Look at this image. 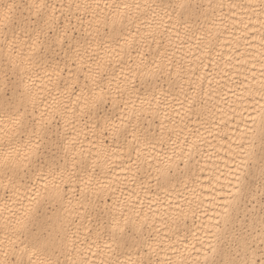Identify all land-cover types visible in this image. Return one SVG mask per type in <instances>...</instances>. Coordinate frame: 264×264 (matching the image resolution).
I'll return each mask as SVG.
<instances>
[{
  "label": "bare ground",
  "instance_id": "1",
  "mask_svg": "<svg viewBox=\"0 0 264 264\" xmlns=\"http://www.w3.org/2000/svg\"><path fill=\"white\" fill-rule=\"evenodd\" d=\"M37 2L49 5L43 10L44 14L54 11L60 24L71 17V26L63 46L58 42L62 31L41 34L40 43L31 53L33 63L22 76L16 77L19 90L27 84L34 96V107L32 103H25L26 120L38 121L43 116L64 143L73 140L75 143L69 149L66 166L61 162L65 167L63 182L52 176L37 179L30 173L31 178L23 181L25 186L14 195L9 181L17 180L18 174L0 168V240L6 238L5 226L14 225L28 208L29 200L40 191L42 203L32 236H56L58 233L62 239L74 240L75 245H70L68 253L58 256L61 264H71V260L79 259L76 252H83L99 264L100 259L106 258L100 251H106L105 244L112 243L107 234L116 221L135 220L136 214L142 213L154 216L156 227L162 232L167 231L159 224L160 216L166 211L186 209L185 197L192 199L191 189L195 188V194L203 203L197 215H189L186 223L188 229L205 243L192 249L191 235L182 242L179 238L166 240L158 259L202 260L208 251L207 244L215 243L212 233L217 220L223 225L225 201L236 191L239 138L247 131L258 141L261 133L260 110L264 99L245 90L249 85L258 90L264 80L261 75L264 71L261 32L256 31L260 28L257 21L264 19L260 0H247L250 6L231 12L227 7L229 0H222V8L216 7L221 0ZM210 2L214 11L209 8ZM179 3L185 7H176ZM77 4L81 5L79 9ZM24 16L28 17L29 12L25 11ZM228 16L231 18L223 19ZM31 19L37 18L32 15ZM113 19L117 20L115 27ZM34 27L39 31L38 25ZM74 27L79 35L83 28V36L76 37ZM6 31L9 41L13 31L17 35L12 59L15 60L18 54L27 57L37 33L25 35L21 44L18 25L13 24ZM6 55L8 43L0 36V64ZM146 74H155L156 78L150 79ZM165 95L167 104L161 103L156 108V101ZM185 96L196 100V107L202 113L199 118L187 113V108L177 102ZM99 97L103 102L93 109L91 103ZM149 101L151 109L148 108ZM105 114L118 125L124 120L127 144L122 137L113 141L110 133L100 137L90 131L93 123ZM57 119H62L61 131L57 128ZM137 123L155 135L152 146L145 147L133 141L131 132ZM31 131V128L13 127L10 121L0 119V160L9 153L14 156L17 151L23 155L30 143L34 145L36 137L30 134ZM194 141L202 153L196 155L193 152V157L189 158L188 152ZM137 147L141 153V171L133 180ZM168 164L172 165V176L166 195L154 177L158 174L157 168L165 169ZM69 172L73 173L71 180L68 179ZM191 175L197 179L194 183L189 181V188L185 189L180 181ZM45 183L49 186L48 193L43 190ZM57 184L60 198L43 200ZM252 208L254 212L248 209L249 224L253 227L251 221L255 218L254 227H257L260 215L256 205ZM244 210L241 208L240 212ZM97 232L104 235L97 239ZM241 235L247 236L250 245L254 244L253 235ZM21 239L26 244L32 242L27 235ZM93 240L97 241L100 251L92 244ZM239 242L242 243V239ZM73 247L76 252L71 251ZM224 247L217 260L245 258L243 249L235 256L234 250L231 253ZM258 247H255L256 260ZM252 252L250 247L247 258H251ZM117 255L123 264L129 256L136 259L138 254L134 250L127 254L118 250ZM257 262L264 264V261Z\"/></svg>",
  "mask_w": 264,
  "mask_h": 264
},
{
  "label": "snow or ice",
  "instance_id": "2",
  "mask_svg": "<svg viewBox=\"0 0 264 264\" xmlns=\"http://www.w3.org/2000/svg\"><path fill=\"white\" fill-rule=\"evenodd\" d=\"M77 9L81 5H75ZM171 6V5H169ZM223 2L221 0L220 4L216 7L222 8ZM250 6L247 0H229L227 7L230 12L233 9L240 8L244 9ZM49 7L37 0H0V36L3 37L5 42L8 43V55L3 58L2 64H0V119H5L13 124V127H28L31 128V135L36 137V143L29 144V146L24 150L23 155L19 151L13 156L9 153L3 160H0V168L11 169L13 172L18 174V179L13 181L10 179L9 183L14 189V195L20 187L25 185L23 181L35 177L37 179H45L48 176L54 178L58 177L61 182L64 181L65 167H62V163L66 166L67 156L69 149L74 145L75 141H68L64 143L61 139L60 134L55 131L50 122H46L42 116L38 121L26 120L28 115L27 109L25 108V103H32L34 107V96L27 84L24 85L23 90H19L18 82L16 77L22 76V73L27 71V68L33 63L32 51L36 48L37 44L40 43V35H46L53 31H62V37L58 40L61 46L64 45L65 39L68 37L69 29L71 26V17L67 18V22L60 24L55 12L52 11L50 14L45 15L44 9ZM52 8L55 6L52 5ZM72 7V5H69ZM138 7V6H137ZM176 7L184 8L183 3H179ZM199 7V6H198ZM209 8L214 11L211 2L209 3ZM261 16L264 17V0H260ZM29 12V16L25 17L24 12ZM34 15L37 19L32 20L31 17ZM228 16L223 19H230ZM120 23H123V19H120ZM91 23V22H89ZM105 26H107V21L105 20ZM117 23L116 19H113L112 25L115 27ZM257 23L260 24V28L256 31L261 32V49L262 57H264V19L258 20ZM16 24L19 26L21 36V44L24 43L23 37L25 35H30V32H36V40L33 42L32 48L30 49V54L27 57L17 55V58L12 59L13 45H15L17 40V35L15 31L12 32L11 41L8 39L7 29L9 26ZM34 25L39 26V31ZM245 27L247 25L245 24ZM99 31V28H97ZM246 63V61H245ZM264 67V64H262ZM264 76V71L261 73ZM150 79H155V74H146ZM198 88V85H197ZM196 89H194L195 91ZM250 95L259 94L261 99H264V80L260 82L259 89L252 88L249 85L246 89ZM199 95V92H197ZM204 96H208L204 93ZM173 99H177L173 96ZM102 97L93 99L91 107L93 109L98 107L99 103H102ZM167 95L164 96L162 100L156 101V108H159L161 103L167 104ZM182 107L187 108V113L199 118L202 113L196 107V100L189 99L187 96L183 100H177ZM203 107L201 103L200 108ZM148 108H152L151 101L148 102ZM143 109L141 115H143ZM151 114V113H149ZM91 115V113H90ZM128 119H132L129 117ZM260 127L261 133L259 140L257 141L255 137H250L248 132H244L240 136V143L237 145L239 151L236 153V159H238L239 164L236 168L237 176V186L236 191L231 193V198L225 201L223 208V225L221 221L217 220L215 230L212 233V239L215 243L209 242L207 244L208 251L205 252L201 259H173L169 257L168 259L161 261L158 259L160 250L163 249L166 240H173L179 238L182 242L188 239L191 235L193 243L191 244L192 249H197V244L203 245L205 242L197 237L195 232H191L188 229L187 220L189 215L195 217L199 212L203 201L199 196H197L196 189L192 188L193 198L188 199L185 197L186 209L181 207L178 211L169 212L166 211L159 218V224L163 226L167 231L162 232L161 228L156 227L157 221L155 217H150L147 214L137 213L136 219L132 220L130 218H124L123 223L116 221L114 226L107 234V239L111 240V244L106 243V251H100L99 245L96 240L92 241L93 245H96L98 251H100L101 256L106 258L100 259L99 264H121L118 259V250L122 254H127L129 250H134L138 255L136 259H132L131 256L128 257L123 264H258L255 257V245L249 244L247 236H241L233 230L231 233L228 232L229 225L232 224L233 218H239L238 213L240 209L244 206V195L245 190L250 189L251 185L249 183V178L252 177V182H255L256 172L259 173L260 180V227L256 229L255 218L252 219L253 228L249 229L247 227L248 217H245V222L242 227L244 233L248 235H253L254 233L259 234V242L261 247L259 251L261 253V261H264V104H261L260 110ZM90 131L93 135H98L104 137L106 133H110L113 141L124 139L125 143H128V135L126 134L125 122L121 120L120 124H116L114 120L107 114L100 117L96 123H93ZM133 141H138L142 143L145 147L152 146L156 137L151 134L146 128H140L139 124L133 128L131 132ZM162 143V141H157ZM258 145V147H257ZM109 152L111 151V146H109ZM193 152L196 155H201L202 149L197 142H193L191 145V150L188 152V157H193ZM141 153L139 148H136V161L135 169L132 173V179L136 180L137 173L141 171ZM144 163L147 164V158L144 159ZM178 168L179 166L176 165ZM187 167V165H186ZM158 173L154 179L157 185L160 187L161 191L168 194V184L171 183L169 179L172 176V165L168 164L165 169L157 168ZM31 173V177L29 174ZM151 175V173H149ZM73 173H68V179L71 180ZM196 177L194 175L189 176L186 180L180 181L185 189L189 188V181L195 182ZM162 181L164 183H162ZM141 187H145L142 183ZM175 187V185H173ZM43 190L48 193L49 186L47 183L44 184ZM50 198H60L59 185L55 186L53 192L43 197V200H48ZM255 200L256 197L253 196ZM42 203L41 193L37 191L35 195L29 200V206L25 210L24 214L15 221L14 225L5 226V239L0 240V264H61L58 256L60 254H67L70 245H75L74 240L62 239L57 233L56 236L51 234L41 237L32 236L36 221L39 219L40 205ZM35 205V207H33ZM163 206V204L161 205ZM152 205L149 204V210L151 211ZM250 212H254L255 209H249ZM91 231V230H89ZM31 237V243L26 244L24 240L21 239L23 236ZM102 235L101 232L96 233L97 239ZM226 237L236 244V255H240V250L243 249L245 258L238 260L229 258L227 260L217 261L216 257L221 252L223 245L227 243ZM242 239V243L239 240ZM83 243V242H81ZM114 245V246H113ZM89 251L91 250V245L88 246ZM253 249L251 258L248 257V249ZM72 252H76V248L71 249ZM175 251L179 253V249L176 248ZM187 251V248L185 249ZM143 252L140 256L139 253ZM80 257L79 259L71 260V264H95L94 261L90 260L86 254L83 252H76ZM96 255V253H92ZM188 256H191V252H188Z\"/></svg>",
  "mask_w": 264,
  "mask_h": 264
},
{
  "label": "rangeland",
  "instance_id": "3",
  "mask_svg": "<svg viewBox=\"0 0 264 264\" xmlns=\"http://www.w3.org/2000/svg\"><path fill=\"white\" fill-rule=\"evenodd\" d=\"M75 29V27L73 28V30ZM84 30H83V28L81 29V33H82V35H79V33H78V31H77V29H75L74 30V35H76V37H80V36H83V33L85 32H83ZM81 39V38H80ZM82 40V39H81ZM92 40V39H91ZM68 45H66V47H67ZM44 50V49H43ZM61 57V56H60ZM58 121L56 122V124H58V126H57V128L58 129H60L61 128V120L60 119H57ZM60 127V128H59ZM62 129H60V131H61ZM252 180H253V178L252 177H250L249 178V183H250V185H251V187H250V189H246L245 190V195H244V206H243V208L245 209L244 210V212L243 211H241V212H239L238 213V219L237 218H235L234 217V220H233V222H232V224L231 225H229V228H228V232L229 233H231L233 230H235L237 233H243L244 235H248V233H244L243 231H242V227H243V225H244V222H245V217L247 216L248 217V221H247V227L249 228V229H252L253 227H251L250 226V214H248V209H250L251 208V206L252 205H256L257 206V209H258V215H261V213H260V190H259V187H260V180H259V173L258 172H256V176H255V182L253 183L252 182ZM77 189H80V187L78 186L77 187ZM253 196H255L256 197V199L254 200L253 199ZM243 214H246V216H244ZM242 215V216H241ZM260 227V223H259V226H257V227H255L256 229H258ZM242 236V235H241ZM259 236H258V234L257 233H254L253 234V242H254V245H255V247H258V246H261L260 245V242H259V238H258ZM257 238H258V240H257ZM256 239V240H255ZM226 240H227V243L225 244V247L224 248H226V249H229V250H231V253H233V250H234V253H233V255L236 253L235 251H236V244L235 243H233V241L232 240H230V239H228L227 237H226ZM257 244V245H256ZM224 246V245H223ZM232 248V249H231ZM235 248V249H234ZM259 248L260 247H258V250H259ZM258 254L259 255H257V258H258V260L257 261H259V262H261V253H260V251H258ZM235 256H236V254H235ZM239 256V255H238ZM260 256V257H259ZM222 259H220V260H217V261H221Z\"/></svg>",
  "mask_w": 264,
  "mask_h": 264
}]
</instances>
